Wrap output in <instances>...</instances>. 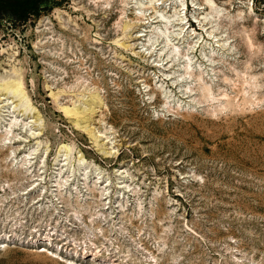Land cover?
Masks as SVG:
<instances>
[{
  "label": "rangeland",
  "instance_id": "1",
  "mask_svg": "<svg viewBox=\"0 0 264 264\" xmlns=\"http://www.w3.org/2000/svg\"><path fill=\"white\" fill-rule=\"evenodd\" d=\"M162 1L180 54L147 0L0 16V264H264V0ZM92 94L90 135L61 106Z\"/></svg>",
  "mask_w": 264,
  "mask_h": 264
},
{
  "label": "bare ground",
  "instance_id": "2",
  "mask_svg": "<svg viewBox=\"0 0 264 264\" xmlns=\"http://www.w3.org/2000/svg\"><path fill=\"white\" fill-rule=\"evenodd\" d=\"M147 1H149V3L151 5H153L154 7H155V5H157V8H155V14H156V17H158V21H160V23L152 26V29L151 28H148V30L147 29H141V30H139V32L136 33V38H140L141 36L146 35V38L143 39L144 41H140L141 47H146L150 50H155L156 46H154V45L156 42H158V37L162 36L164 40L159 41V43H161L160 49L163 50L165 47H169L170 48L169 52L171 54H174V55L180 54V49H179L178 43H179V39L183 37L182 35H184L183 34L184 33L183 29L185 28L184 25L177 26L173 31H168L167 29L169 28L168 24L170 23V17H169V15H167L165 13L164 9L161 8L163 6V4L165 5V2H163L162 0L161 1H159V0H147ZM210 1L211 0H205V2L208 5H209ZM171 2H177V0H170L169 4ZM193 6H195V4H193ZM177 7H179V8H177ZM184 8H185L184 3L180 2V3L175 4L174 10L175 11L176 10L181 11ZM197 8H199V6H197ZM205 18H206V14L198 16V20L205 19ZM181 19L179 22L180 24L182 23ZM129 27H130L129 22L125 21L123 24V29L127 30V29H129ZM170 33H171V36L173 38H170ZM208 35H210V33ZM173 39H177V40L173 42ZM217 40L218 39H215L214 41H217ZM122 45H124V42L122 43ZM124 46H127V45H124ZM7 55H8V53H7ZM12 55H14V54L10 53L8 56H12ZM8 56H7V58H8ZM185 60H186L187 66H189V67L191 65H193L195 62L193 60V58L189 57V56H187L185 58ZM10 62H12V61H10ZM9 66H10V68L7 70V73H8L7 76L0 78V96L6 95L7 98H12V99L14 98L12 103L16 100H18V101L22 100L23 101L27 98V95H26L27 93L25 90L24 83L21 79L19 69H18V67L15 66L14 63H10ZM199 73H202V70H199ZM199 78H201L203 81L202 76H199ZM51 94L54 95L55 93L51 92ZM165 94H169V93L167 91H165ZM89 100L90 101L87 102V104H86L87 106H85V107L73 105V106H61V109H62V111H64L65 114H67L70 117L71 122H73L74 124H76L77 126L82 128L83 130L87 131V133L92 135L93 131L89 125V119H90L89 114L94 112L93 104L98 103L100 101V99H99L98 95L92 94ZM16 105L17 104H15V106ZM28 107H29L30 111H32L34 109V107H31L30 105H28L27 108ZM32 113L33 114L31 117H34V119L37 120L39 118V113L35 110H33ZM60 149H62V150L64 149V151H66L68 148L65 145H61ZM104 152L106 153L107 151H104Z\"/></svg>",
  "mask_w": 264,
  "mask_h": 264
},
{
  "label": "trees",
  "instance_id": "3",
  "mask_svg": "<svg viewBox=\"0 0 264 264\" xmlns=\"http://www.w3.org/2000/svg\"><path fill=\"white\" fill-rule=\"evenodd\" d=\"M46 0H0V16L10 14L15 22L23 24L37 14Z\"/></svg>",
  "mask_w": 264,
  "mask_h": 264
}]
</instances>
